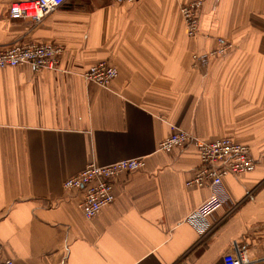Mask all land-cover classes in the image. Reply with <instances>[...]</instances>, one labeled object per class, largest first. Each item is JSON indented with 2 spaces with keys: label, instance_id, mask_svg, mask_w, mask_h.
Returning <instances> with one entry per match:
<instances>
[{
  "label": "crops",
  "instance_id": "obj_1",
  "mask_svg": "<svg viewBox=\"0 0 264 264\" xmlns=\"http://www.w3.org/2000/svg\"><path fill=\"white\" fill-rule=\"evenodd\" d=\"M14 1L0 0V44L55 42L64 53L54 69L0 68L2 257L224 264L237 244L264 264V0H204L193 38L179 12L189 0H67L39 24L10 19ZM221 42L226 54L207 55ZM103 60L118 70L107 86L84 77ZM176 125L205 141L235 138L256 161L245 178L224 179L208 229L192 215L211 191L186 184L196 147L159 150ZM134 157L145 166L121 174L93 218L82 193L63 187L89 163Z\"/></svg>",
  "mask_w": 264,
  "mask_h": 264
},
{
  "label": "built area",
  "instance_id": "obj_2",
  "mask_svg": "<svg viewBox=\"0 0 264 264\" xmlns=\"http://www.w3.org/2000/svg\"><path fill=\"white\" fill-rule=\"evenodd\" d=\"M67 0H18L10 4L8 16L10 19H29L34 24L42 20L63 5ZM112 3L136 2L139 0H108ZM203 0H192L180 6L181 15L185 21L187 34L194 35L198 31L197 12ZM220 39V38H219ZM64 53L62 45L55 42L28 41L11 45L0 44V68L16 67L30 64L35 70L54 69L60 55ZM118 70L112 63L100 61L89 66L84 71V77L102 86H106L117 76ZM193 145L200 159L195 174L186 182L188 186L207 187L211 194L200 205L192 216L199 219L198 223L205 229L210 227L209 218L226 200L223 191L224 179L229 176L245 178L256 168L250 147L231 137H220L205 141L193 134L173 127V132L159 144V150L171 151L176 147ZM145 159L134 157L122 159L106 165L88 164L77 174L66 178L63 187L67 190H78L83 198L80 201L83 214L93 218L115 199V180L121 174L141 169ZM264 254V250H263ZM224 264H252V260L237 244L234 250L224 255ZM0 264H14L12 258L2 257L0 247Z\"/></svg>",
  "mask_w": 264,
  "mask_h": 264
},
{
  "label": "rangeland",
  "instance_id": "obj_3",
  "mask_svg": "<svg viewBox=\"0 0 264 264\" xmlns=\"http://www.w3.org/2000/svg\"><path fill=\"white\" fill-rule=\"evenodd\" d=\"M189 1H192V0H189ZM188 1V2H189ZM121 3H123V2H121ZM203 3H204V0H203V2H202V4H201V6L199 7V8H197L196 9V12H197V15H196V17H197V20H199V23H200V11H201V8H202V6H203ZM185 4H187L186 2H184V5ZM180 12V11H179ZM180 15H181V12H180ZM181 18H182V20H183V22H184V24H185V21H184V19H183V17H182V15H181ZM197 24L198 25V31H197V33H194V35H188L189 37H196L197 35H198V33H199V25L200 24ZM218 40L220 41V39L218 38ZM219 44V46H217L214 50H212L210 53H208L207 55H215V54H221V53H223L222 55H224V54H226L227 53V51H228V46H229V44H226V43H218ZM64 48V47H63ZM193 57H194V60H195V65H196V63H197V55L195 54V55H193ZM207 57V56H206ZM103 61H105V60H103ZM100 62V61H99ZM106 62H108L109 64H111V62L110 61H106ZM201 62L202 63H206L207 62V59L204 57V56H202L201 57ZM98 63V62H97ZM96 64V63H95ZM93 65V64H92ZM58 66H59V63H58V65L55 67V68H58ZM91 66V65H90ZM46 69V68H45ZM48 69H50V68H48ZM117 77V76H116ZM115 77V78H116ZM114 78V79H115ZM94 82V81H93ZM111 82H112V80H111ZM111 82H109L107 85H109ZM96 83V82H95ZM98 84V83H97ZM106 85V86H107ZM173 127H179V126H173ZM179 128H181V127H179ZM172 132H173V129H172ZM172 132H171V134H172ZM170 134V135H171ZM169 135V136H170ZM235 139V138H234ZM237 140V139H236ZM248 145V144H247ZM249 146V145H248ZM250 150V153H251V156H252V158H253V155H252V152H251V149H249ZM122 159H128V158H122ZM122 159H120V160H122ZM253 160L255 161V159L253 158ZM117 161H119V160H117ZM116 162V161H115ZM256 162V161H255ZM92 163H95V162H92ZM113 163V162H112ZM90 164V163H89ZM97 164V163H96ZM98 165H101V164H98ZM103 165H106V164H103ZM121 176V175H120ZM119 176V177H120ZM118 177V178H119ZM230 177V176H229ZM118 178H116V180H115V183H116V181H117V179Z\"/></svg>",
  "mask_w": 264,
  "mask_h": 264
}]
</instances>
